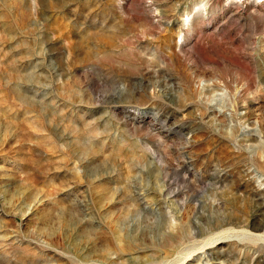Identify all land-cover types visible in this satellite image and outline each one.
<instances>
[{"label":"rangeland","instance_id":"obj_1","mask_svg":"<svg viewBox=\"0 0 264 264\" xmlns=\"http://www.w3.org/2000/svg\"><path fill=\"white\" fill-rule=\"evenodd\" d=\"M0 264H264V0H0Z\"/></svg>","mask_w":264,"mask_h":264}]
</instances>
